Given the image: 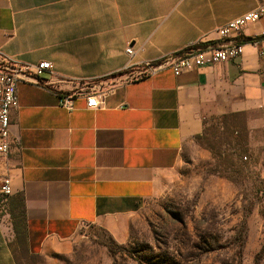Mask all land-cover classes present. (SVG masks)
Returning a JSON list of instances; mask_svg holds the SVG:
<instances>
[{
    "label": "crops",
    "instance_id": "1",
    "mask_svg": "<svg viewBox=\"0 0 264 264\" xmlns=\"http://www.w3.org/2000/svg\"><path fill=\"white\" fill-rule=\"evenodd\" d=\"M264 0H0V54L51 70L17 86L0 174V264H16L11 202L24 199L32 256L68 254L87 227L116 239L159 197L185 144L213 117L264 112V17L226 41L242 56L176 76L157 69ZM132 49L128 54L127 49ZM147 72L146 75L142 73ZM73 97V110L60 105ZM96 96L100 107H87ZM4 198V199H3Z\"/></svg>",
    "mask_w": 264,
    "mask_h": 264
},
{
    "label": "rangeland",
    "instance_id": "2",
    "mask_svg": "<svg viewBox=\"0 0 264 264\" xmlns=\"http://www.w3.org/2000/svg\"><path fill=\"white\" fill-rule=\"evenodd\" d=\"M10 202L20 227L9 244L16 264H264V112L208 120L122 239L90 226L68 254L32 256L20 197Z\"/></svg>",
    "mask_w": 264,
    "mask_h": 264
},
{
    "label": "built area",
    "instance_id": "3",
    "mask_svg": "<svg viewBox=\"0 0 264 264\" xmlns=\"http://www.w3.org/2000/svg\"><path fill=\"white\" fill-rule=\"evenodd\" d=\"M264 17V6L231 20L218 30L220 41L207 44L205 48L188 52L178 57H170L159 63L157 69L170 68L176 76L185 71L201 68L211 64H224L242 56V44L226 41L233 33L240 35L249 24L259 22ZM260 45V56L264 59V39L257 42ZM132 54V49H127ZM49 62H43L34 67L21 68L6 60L0 54V156H8L11 149L10 127L11 115L18 108L17 86L28 78H35L43 71L51 70ZM60 105L67 110H73V97L65 96ZM87 107L96 109L100 102L96 96L87 98ZM11 181L8 175L0 178V196H10Z\"/></svg>",
    "mask_w": 264,
    "mask_h": 264
},
{
    "label": "trees",
    "instance_id": "4",
    "mask_svg": "<svg viewBox=\"0 0 264 264\" xmlns=\"http://www.w3.org/2000/svg\"><path fill=\"white\" fill-rule=\"evenodd\" d=\"M207 44H200V45H196L194 47H191V48H188V49H185L177 54H175L173 57H178V56H182V55H185L187 54L188 52H192V51H196V50H199V49H202V48H205ZM20 205H21V212H22V217H23V227H24V199L22 196H20ZM12 215V220H13V226H14V231L15 233L18 235L19 234V225L18 223L16 222V217L15 214L11 213ZM24 230V228H23ZM24 236H25V244H26V248H27V241H26V235H25V232H24ZM264 252V250H262V252H260L259 255H261L262 253Z\"/></svg>",
    "mask_w": 264,
    "mask_h": 264
}]
</instances>
